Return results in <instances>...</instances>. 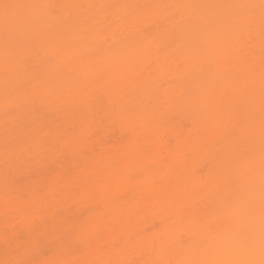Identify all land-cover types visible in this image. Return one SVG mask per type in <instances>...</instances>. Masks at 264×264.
<instances>
[{
	"label": "snow or ice",
	"instance_id": "obj_1",
	"mask_svg": "<svg viewBox=\"0 0 264 264\" xmlns=\"http://www.w3.org/2000/svg\"><path fill=\"white\" fill-rule=\"evenodd\" d=\"M66 8L95 11L92 15L73 18L63 13ZM105 12H111L110 18L104 16L106 23L97 18ZM147 16L154 18L155 26H145L134 36L147 40L151 33L157 35L131 55L126 41L111 40L96 32L99 23H104V28L110 31L124 30L142 23V18ZM49 22L58 25L62 32L78 29L75 36L83 48L81 60L102 61L112 57L133 64L142 62V70L149 73L156 62L154 58L164 55L168 48L180 49L187 43L191 54L198 56L202 54L200 40L205 33L227 32L243 41L245 35L252 36L258 23V93L252 82L245 80V95L233 106L227 119L213 120L198 136L201 147L207 145V137L216 138L215 153L204 165L201 175L206 169L209 176L218 175L235 185L223 199L244 214L243 231L233 229L234 217L227 213L217 221L201 216L186 223L188 209L177 208L172 201H167L161 209L168 213L167 230H158L151 240H146L143 233L126 230L133 218L149 211L146 203L121 211L118 216L111 214L109 210L118 207L112 194L114 186L121 182L133 183L141 177L145 183H160L154 172L156 154L145 149L133 136L121 159L143 156L141 168H117L115 162L107 159L90 160L91 152L81 146L89 143L95 149L97 144L110 143L103 127L109 117L97 120L83 112L82 100L87 88L79 87L78 81L49 79L48 73L55 66L54 55L31 62L21 49V35L38 39L47 33L45 26ZM0 37L3 41L0 62L6 88L0 135L3 183L0 243L4 245L0 264H264V0L88 5L4 3L0 5ZM240 64L244 67L237 73L238 78L255 71L256 57L251 47ZM112 83L115 86L116 80ZM69 89H78L76 95L80 101L76 96L65 98L64 93ZM45 104L53 114L62 113L64 119H49ZM169 104L186 111L197 109L191 90L162 101V107ZM128 123L135 133L136 125L131 120ZM234 146L240 147L238 154ZM190 155L191 152L186 153L184 159ZM46 176L55 179L45 183L42 177ZM153 198H158V193L143 199ZM62 200L87 202L88 207L79 216H66L56 207V202ZM147 247L157 258L142 262L111 258ZM175 248L194 251L198 257L166 258L169 250ZM89 252L98 258H45L50 253L78 257Z\"/></svg>",
	"mask_w": 264,
	"mask_h": 264
},
{
	"label": "bare ground",
	"instance_id": "obj_2",
	"mask_svg": "<svg viewBox=\"0 0 264 264\" xmlns=\"http://www.w3.org/2000/svg\"><path fill=\"white\" fill-rule=\"evenodd\" d=\"M236 3L238 0H126L124 3ZM4 3L38 4L48 3L57 5L54 0H0ZM64 5H73L67 0ZM74 8H66L63 13L70 17L74 15ZM35 13L36 10H30ZM155 26L151 16L143 17L142 23ZM142 23H138L141 25ZM83 26V25H82ZM47 33L38 38L31 39L21 35V49L31 62L49 55L55 56V66L49 71V79L57 78L64 81H78L79 87L87 88L83 97V112L94 116L98 120L103 113L106 123L105 137L110 141L107 145L95 146L89 143L82 145L91 152L90 160L107 159L115 162L117 168L139 169L143 164V156L136 159H121L128 150L133 136L145 149H150L156 154L155 174L159 177V184L145 183L144 178L133 183H123L114 186L113 197L118 205L109 211L113 216H118L121 211L146 203L149 211L141 213L126 225V230L143 233L146 240H151L154 234L167 230L165 217L168 213L162 211V206L167 201H172L177 208H187L186 223L199 220L201 216L211 221H217L226 213L234 217L232 227L236 232L243 231L246 227V218L238 208H232L230 203L223 199L225 194L235 185L228 183L218 175L209 176L201 170L209 158L214 155L215 137H207V145L199 146L198 136L202 129L213 120L224 121L230 114L234 105L241 102L245 95V80L251 81L257 93L259 91V51L260 44L255 42L251 49L256 57V70L241 79L237 73L241 67L240 59L244 56V49L236 43V38L227 32L210 31L202 35L200 43L202 54L193 56L190 45L182 48H168L164 55L156 58L155 71L144 72L142 62L133 64L128 60L121 61L106 57L102 61L95 58L81 60L83 48L76 39L78 29L61 31L54 22L45 26ZM127 30V29H125ZM125 30L121 35L126 36L129 54L135 53L139 47L149 44L155 39L156 33H151L147 40H139L131 34L127 37ZM101 37L118 40L115 32L97 29ZM131 32H129L130 34ZM232 40V41H231ZM260 42V41H259ZM232 48H231V46ZM3 51V41L0 37V55ZM246 51L249 48L246 47ZM178 65L182 66L178 68ZM257 72V73H256ZM258 75V76H257ZM23 75L19 78L22 79ZM116 80L115 86L112 80ZM98 81V83H94ZM107 84V86H100ZM194 92L197 109L186 111L175 105L169 104L162 107V101L171 95H179L187 91ZM5 79L3 64L0 62V135L3 133V104L5 100ZM78 89L65 91L64 96L71 99L76 96ZM109 105L108 110L101 106V96ZM115 106V108L113 107ZM258 108V104H257ZM44 111L49 113L51 120H63L62 113H54L47 105ZM79 115V113L77 114ZM211 116L210 120L208 117ZM136 125L133 133L128 121ZM116 134L120 140L117 141ZM197 146L194 148L193 145ZM235 152H240L239 146H234ZM191 152L185 160L186 153ZM54 176L42 177L45 183H51ZM158 193V198L145 201L143 198ZM3 197V183L0 178V198ZM66 216H79L88 207L87 202L62 200L56 202ZM3 228L2 214H0V229ZM194 251L175 248L169 250L167 257L173 260L197 258ZM4 258V245L0 243V259ZM46 259H96L94 252L81 253L78 257L57 256L49 254ZM108 258V257H105ZM115 259L133 258L139 261L157 258L150 247L143 251H130L125 256H113Z\"/></svg>",
	"mask_w": 264,
	"mask_h": 264
},
{
	"label": "rangeland",
	"instance_id": "obj_3",
	"mask_svg": "<svg viewBox=\"0 0 264 264\" xmlns=\"http://www.w3.org/2000/svg\"><path fill=\"white\" fill-rule=\"evenodd\" d=\"M54 1L57 3V5H62V4L64 5V3L67 0H54ZM68 1L70 2V4H73V5H75V4L88 5V4H122L126 0H68ZM238 2H247V0H238ZM257 2H258V0H257ZM94 11L95 10L76 9L74 15L75 16L79 15L81 17H84V16L92 15V13ZM104 16H108L110 18L111 17V12H105L103 15H99L98 14L97 18H98V20L104 21ZM104 23H106V21H104ZM104 23H99L97 25V29L107 31L108 29L104 28ZM145 26H149V25L147 23L143 22L141 25L129 26L127 28V30L124 29L125 30L124 32H125V34H127V37H130V39H131V34L136 33L137 31H139L140 29H142ZM97 29H96V31H97ZM113 32H115L116 35L118 36V40H120V41L126 40V36L120 34L121 30L115 29V30H113ZM129 32H131V33L129 34ZM235 41H236V43L238 42V45L241 46L244 49L243 53H244V55H246L248 53V51H246V47L249 48V47L253 46V44H255V42L256 43L258 42L260 44V42H259V25H258V23L254 26V30L252 32V36L251 37H249L247 35L244 36L243 41H247V42L239 41L237 39ZM231 48H232V46H231ZM154 59H156V58H154ZM155 67H156V62L153 64L152 71H155ZM255 70H256V66H255ZM100 96H101V106H103V108L108 110L109 105L107 104L105 98H102L103 97L102 94H100ZM101 118H103V113L100 114V117L98 118V120L101 119ZM105 123H106V121L104 120V124ZM115 139L117 141H119L120 140L119 135L116 134V138Z\"/></svg>",
	"mask_w": 264,
	"mask_h": 264
}]
</instances>
